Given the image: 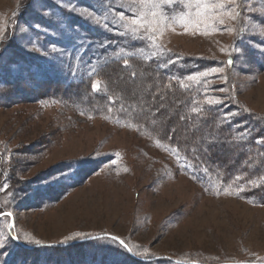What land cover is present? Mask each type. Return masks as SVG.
<instances>
[{"label":"rangeland","instance_id":"rangeland-1","mask_svg":"<svg viewBox=\"0 0 264 264\" xmlns=\"http://www.w3.org/2000/svg\"><path fill=\"white\" fill-rule=\"evenodd\" d=\"M187 3L173 0L156 10L168 21L153 45L121 35L123 28L112 23L116 11L128 14L121 0H0V24L10 38L15 33L0 62V211L12 213L0 216L6 264L15 253L21 259L31 254L30 262L47 258L48 264H88L93 254L115 264H264V144L256 142L264 137V0H236L229 13L238 10L237 19L222 13L225 24L213 27L210 15L201 18L198 30L189 24L185 31L172 18L192 12L196 19ZM154 52L168 65L177 56L176 64L193 67L163 88L184 95L197 89L195 113L213 108L242 144L218 146L217 155L232 163L212 187L203 183L212 175L203 182L194 177L178 142L136 119L135 107L128 109L126 100L143 89L123 91L119 66L87 81L108 93L96 111L78 108L54 84L35 83L39 76L79 80L113 57L155 58ZM212 68L223 72L199 84L187 79ZM130 72L140 81V71ZM160 90L154 88L151 97ZM213 97L223 102L207 105ZM229 113L238 114L225 120ZM255 117L261 124L253 129ZM76 232L91 235L65 246L25 242L27 236L62 244ZM105 234L123 240L132 255ZM4 260L0 255V264Z\"/></svg>","mask_w":264,"mask_h":264},{"label":"trees","instance_id":"trees-1","mask_svg":"<svg viewBox=\"0 0 264 264\" xmlns=\"http://www.w3.org/2000/svg\"><path fill=\"white\" fill-rule=\"evenodd\" d=\"M31 24V23H30ZM167 59V57H165ZM128 59L130 61L128 67H123V60ZM175 63L170 65L164 63L158 57L147 58L143 55H128L122 57H113L107 61L99 64L94 74L86 76L82 79H76L71 81H59L58 77L52 78H38L36 86L47 84L60 87L56 92H61L67 99L75 103L80 109L98 110L102 109L103 105L108 100V93H93L91 88L88 87V80L101 75L104 72L108 73V69L115 70V67H120L117 73L121 70L125 77V82L122 84V90L127 92L129 88L138 85V88L143 89V93H134L130 95V99L126 100L128 109L135 107L139 113L135 116L140 122H144L146 126H151L153 131H156L159 136L170 137L171 142H178V149L188 159L194 169L195 178L203 182L207 180L208 175H212V178L208 182H203L207 187H212L218 172L224 168L225 164H231L232 161L227 156L219 157L216 150L218 146L223 147L224 142H228L232 145L242 147V144L234 139L233 133L228 127H224L221 124L220 119L217 118L218 112L212 110L210 107L208 112L204 114H196L193 112V108L196 109V103H194V96H199L197 89L190 90L189 94H183L178 90L164 89L165 83L168 81L174 82L177 79L190 73L193 67L186 68L179 60L177 56H171V60ZM179 60V61H178ZM190 61V60H189ZM195 67H201L198 62ZM194 67V68H195ZM107 70V71H106ZM141 72L140 81L135 75H132L130 71ZM135 74V72H134ZM135 77V78H131ZM30 79H28L29 81ZM32 82V81H29ZM136 83V84H135ZM52 84V85H51ZM133 85V86H132ZM129 87V88H128ZM159 87L161 90L155 96L151 97V91ZM62 89V90H61ZM132 88L131 90H133ZM74 90L76 95L72 96L67 91ZM38 94V92H37ZM199 94V95H198ZM93 95V96H92ZM80 96L83 100L78 99ZM215 113V114H214ZM260 121L255 117L251 121L253 129L259 126ZM264 130V125L261 124ZM233 131V130H232ZM244 136V135H242ZM215 142L218 144L216 145ZM181 145V146H180ZM242 149V148H241ZM231 158V157H230ZM228 170V169H226ZM211 181V182H210ZM20 247V246H19ZM34 250H29V253ZM95 253V252H94ZM19 254L15 253L12 256L8 264H12L15 259H18V264H48L50 261L47 258L41 260H34L30 262V258L25 257L18 258ZM21 260V261H20ZM88 264H115L114 261L108 262L107 257L103 254L98 256L93 254L89 260H86ZM55 264H58L55 262ZM117 264V263H116Z\"/></svg>","mask_w":264,"mask_h":264},{"label":"snow or ice","instance_id":"snow-or-ice-1","mask_svg":"<svg viewBox=\"0 0 264 264\" xmlns=\"http://www.w3.org/2000/svg\"><path fill=\"white\" fill-rule=\"evenodd\" d=\"M173 0H121L120 9H127L128 14L125 13L124 10H118L113 15V24L119 25L123 28V32L120 33L121 35L131 37L134 40H142L147 39L155 45V34L159 30V27L162 26L164 23L168 21V18L164 15L163 11H156L157 9H161L162 4H169L172 3ZM236 4V0H188L186 7L194 8L195 18L193 19V13H183L180 17H173V22L181 23L182 26L185 27V31L188 30V25L191 24L194 29H199L201 18L212 17V26L214 27L217 23L219 25L225 24V19L222 13H229V9L231 6ZM113 5H109V8H112ZM151 10V11H149ZM75 11V9H73ZM87 11V10H86ZM239 11L237 10L235 14L229 13L228 19L235 20L239 16ZM91 16V13L89 14ZM107 20V17H105ZM105 28L108 27L107 24L104 25ZM230 30V29H229ZM22 31H25L22 29ZM15 38V33H13V37H9L8 33L5 30V26L0 24V62L4 60L5 52L7 51L8 45L11 43V40ZM103 47H107V44L103 45ZM53 51L56 52L58 49L53 47ZM86 51V49H84ZM224 51V49H221ZM235 51L239 52V49H235ZM122 53H116L117 56H120ZM163 55V50L160 52ZM128 55H135V53H128ZM157 53H153L152 56L155 57ZM130 61L128 59L123 60V67H128ZM169 63H175V61H169ZM233 60L229 58L228 64L231 65ZM95 70H93L94 74ZM222 68H212L210 72H198L194 74L188 75L187 79L189 81L195 82L199 84L202 80H206L210 74H219L222 73ZM73 75H75V70H73ZM133 75H135L133 73ZM3 81L0 80V84ZM91 90L93 93H98L100 91L99 82L93 81L91 84ZM111 99L109 103H111ZM223 101L218 98H208L206 100L207 105L213 106L216 104H221ZM197 111V109L193 108V112ZM238 113H229L224 116L225 120H230L232 116L237 115ZM170 138V137H169ZM258 144H264V137L257 138L256 141ZM170 151L176 152L177 150L174 148L169 149ZM70 167V166H69ZM70 178V177H65ZM7 188V185L4 186ZM3 191V189H0ZM0 216L3 217H10L12 216L11 212L4 213L0 211ZM10 229H14L13 224H9ZM90 233H83V232H76L73 236H66L60 243H66L68 240L74 238H85L90 236ZM108 238L117 241L122 247L125 248L126 251L132 252L133 250L127 246V244L121 240L119 237L110 236V234H105ZM8 239H20L19 235L16 236H9ZM26 243H34L40 245L42 242L40 240L32 239L30 237H25ZM7 248L6 241L4 239H0V255L5 257L4 264H6L7 260V253L5 249ZM136 255H140L139 253H134Z\"/></svg>","mask_w":264,"mask_h":264},{"label":"water","instance_id":"water-1","mask_svg":"<svg viewBox=\"0 0 264 264\" xmlns=\"http://www.w3.org/2000/svg\"><path fill=\"white\" fill-rule=\"evenodd\" d=\"M111 236V235H110ZM97 237V236H96ZM98 237H100V236H98ZM95 238V237H94ZM85 239H83V240H80V241H84ZM68 243H62V244H54V243H45V244H40V245H46V246H56V245H61V246H65V245H67ZM37 246H39V245H37ZM129 254H131L132 255V253H130V252H128Z\"/></svg>","mask_w":264,"mask_h":264}]
</instances>
